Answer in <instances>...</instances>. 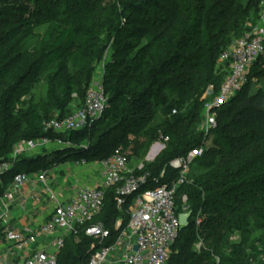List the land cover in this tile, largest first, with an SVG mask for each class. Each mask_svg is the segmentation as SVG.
<instances>
[{
	"label": "trees",
	"instance_id": "16d2710c",
	"mask_svg": "<svg viewBox=\"0 0 264 264\" xmlns=\"http://www.w3.org/2000/svg\"><path fill=\"white\" fill-rule=\"evenodd\" d=\"M97 2L66 0L69 7L78 11L70 14V26L61 28L55 23L45 34L44 42H48L57 33L49 56H41L38 51L24 54L20 43L32 29L51 23L54 0L2 3L0 161L8 160L19 142L57 137L46 132L43 124L61 120L83 106L103 59L98 33L107 25L100 26L99 14L95 12ZM257 7L259 0H139L133 6V14L125 20L126 25L117 28L114 59L106 66L104 77L108 96L104 116L90 130L58 136L70 141L72 148L22 158L2 178L0 196L17 173L47 170L71 158L103 161L118 149L130 160L138 159L151 142L161 140H167V151L145 164V171L152 176L149 188L177 181L180 174L171 168V162L204 144L205 135L197 129L201 121L200 98L210 86L214 88L213 97L219 95L225 78L217 71L218 60L230 47L226 37L236 33ZM87 23L91 26L85 27ZM143 41L146 44L141 46ZM37 53L39 57L33 61ZM50 67L53 71L45 78V100L15 118L14 105H19L29 93L23 85L37 86L39 74ZM262 80L264 55L252 67L250 83L216 111L217 126L210 135L211 145L197 160L205 172L178 190V206L187 196L194 215L190 225L181 229L167 264H246L242 246H230L229 237L252 224L264 229V88L250 93L252 84ZM167 92L177 98L172 100ZM159 106L167 109L164 120L148 129L157 120ZM174 108L179 111L175 110L170 119ZM184 110L187 113L181 114ZM86 140L88 146L81 148L79 145ZM130 203L131 199L125 212L120 213L115 190L108 191L104 207L93 223L103 224L111 231L109 243L118 235L117 219L123 217L127 224ZM199 213L204 218L197 224ZM201 238L204 245L197 251L195 246ZM93 244L85 232L71 235L57 264H87L95 251ZM254 253L261 257L260 252ZM257 264H264V258Z\"/></svg>",
	"mask_w": 264,
	"mask_h": 264
},
{
	"label": "built area",
	"instance_id": "2783aa9c",
	"mask_svg": "<svg viewBox=\"0 0 264 264\" xmlns=\"http://www.w3.org/2000/svg\"><path fill=\"white\" fill-rule=\"evenodd\" d=\"M259 6L260 24L246 31L218 60V66H227L228 75L218 96L213 97L214 88L209 90V96L214 99L208 105L202 128L205 138L210 137L217 126L216 111L244 90L250 83L252 67L264 55V0H259ZM99 66L83 106L61 120L44 123L45 131L57 137L17 143L8 160L0 161V182L24 156L72 148L70 141L58 136L90 130L104 116L108 96L104 88L105 71ZM206 145L207 142L190 151L186 157L172 161L171 168L180 174L178 180L154 188H149L152 176L145 171V163L139 161L132 168L128 155L118 149L109 159L96 163L102 176L100 186L78 189L67 201H61L48 184L49 172L38 170L35 175L38 182L46 187L52 211L44 224L38 228L27 226L23 232L12 227L9 219L16 205V193L29 183L30 174L17 173L11 186L0 196V264H57L66 239L80 232H85L86 236L94 240L95 251L87 264H167L183 228L179 216L191 212L187 196L182 197V204L178 206V190L186 184L191 166L204 155L208 147ZM90 163L86 158L76 162L78 166ZM164 174L165 171L161 177ZM109 190L116 192V205L120 213L125 212L131 199L127 212L129 220L125 224L123 217L117 219L115 230L118 235L111 243V231L103 224L93 223L104 207ZM198 217L199 214L196 219ZM196 222L200 223L198 220ZM42 236L49 238L46 245L39 244ZM117 252H121V255L114 260Z\"/></svg>",
	"mask_w": 264,
	"mask_h": 264
},
{
	"label": "rangeland",
	"instance_id": "374dc122",
	"mask_svg": "<svg viewBox=\"0 0 264 264\" xmlns=\"http://www.w3.org/2000/svg\"><path fill=\"white\" fill-rule=\"evenodd\" d=\"M139 0H98L95 12L99 14L100 26L103 23H106V28L103 31H100L99 34V45L100 49L103 52V59L100 62V66H102V71H106V66L113 61L114 59V46L116 43V35L117 28L126 25L125 20L128 16L133 13V6L138 4ZM6 2V0H0V8H2V3ZM55 6L51 9L52 11V21L51 23L44 25L39 28L32 29L23 41L20 43V50L24 52V54L30 55L35 51H38L41 56H49L51 52H53V42L57 33L55 32L51 39L48 42H44V36L52 26V24H58L61 28H66L72 24V18L70 17L72 14H77L78 9L76 7L72 8L66 4V0H54ZM71 14V15H70ZM260 14V6L254 8L247 15L246 20L239 26V30L236 33H232L226 37L227 46H231L245 31L255 28L260 24L259 19ZM80 17V16H79ZM91 23H87L85 27H90ZM146 41L141 43V46L145 45ZM136 51L132 54L135 55ZM38 55V56H36ZM33 58L37 59L39 54L37 53ZM99 66V67H100ZM218 73L222 74L224 78L228 75L227 66H218ZM53 71V67L44 69L39 74L38 84L37 86H32L31 84H24V91L29 92L26 97L22 98V101L19 105H14L15 118H19L23 115V113L29 108V106L38 104L45 100L47 96L48 85L46 83V76ZM213 88L212 86L206 88L203 91V94L200 98L201 106V121L197 124V129L199 132H202L203 125L205 124L206 115L208 111V105L211 104V97L209 96V90ZM264 88V80L260 83H254L251 86L250 93L255 94L258 90ZM168 94L169 98L176 99L177 97H173L170 93ZM172 99V100H174ZM1 106V104H0ZM73 110V109H72ZM109 111L111 108L109 107ZM167 109L162 106L158 107V117L157 120L152 123L149 128H154L157 126V123L164 120L163 114ZM179 111L178 108H174L172 110L171 117L174 116V111ZM181 114L187 113L186 110L180 112ZM44 125V124H43ZM211 136L205 138L203 143L207 142L206 146L211 145ZM168 142L167 140L154 141L151 142L148 150L138 159H131L130 166L135 168L139 161L144 162L145 164L153 162L160 154L167 151ZM81 148L88 146L87 140L81 142L79 145ZM26 157V156H25ZM82 158H78L81 160ZM70 163H75V160L69 159ZM97 161H94L96 163ZM98 166V165H97ZM205 172V169L202 165V162H195L187 175V184L194 183V180L197 179L200 175ZM203 213H199L198 220L199 222L203 220ZM230 246L241 245L243 250L242 258L245 260L246 264H257L261 258H264V229H257L252 224L250 228L244 231H235L229 237ZM204 242L201 238L199 242L195 246V250L200 251L203 247ZM254 250L260 252L261 257L258 258L254 253Z\"/></svg>",
	"mask_w": 264,
	"mask_h": 264
},
{
	"label": "crops",
	"instance_id": "0c3cea01",
	"mask_svg": "<svg viewBox=\"0 0 264 264\" xmlns=\"http://www.w3.org/2000/svg\"><path fill=\"white\" fill-rule=\"evenodd\" d=\"M28 157L30 156L22 158ZM73 159L75 163H70L68 159L47 169L49 172L48 184L52 190H55L61 201L69 200L78 189L99 187L102 182L97 162H91L87 166H78L76 164L78 159ZM29 174V183L21 187L16 193V205L9 219L11 226L20 232H23L27 226L38 228L49 219L52 211V203L48 198L45 185L38 182L35 173ZM10 186L11 184L8 188ZM48 241L47 236H42L39 244L46 245ZM49 250L52 251L51 248ZM120 255L121 252L115 253L114 260H117Z\"/></svg>",
	"mask_w": 264,
	"mask_h": 264
},
{
	"label": "water",
	"instance_id": "95a60500",
	"mask_svg": "<svg viewBox=\"0 0 264 264\" xmlns=\"http://www.w3.org/2000/svg\"><path fill=\"white\" fill-rule=\"evenodd\" d=\"M193 212H190L188 214H181L179 216L180 223L182 227H188L190 225V220L193 217ZM135 251H138V248H135Z\"/></svg>",
	"mask_w": 264,
	"mask_h": 264
}]
</instances>
